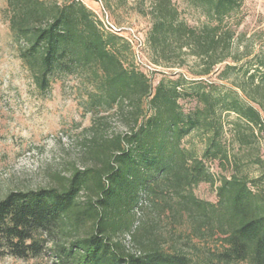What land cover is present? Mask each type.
I'll return each instance as SVG.
<instances>
[{"label": "trees", "instance_id": "obj_1", "mask_svg": "<svg viewBox=\"0 0 264 264\" xmlns=\"http://www.w3.org/2000/svg\"><path fill=\"white\" fill-rule=\"evenodd\" d=\"M6 2L13 37L24 43L19 58L33 72L38 89L49 86L53 73L91 69L96 103L121 107L128 100L134 105L129 114L135 126L108 139L92 137L88 153L95 164L74 168L68 176L57 175V185L10 191L0 198V257H34L60 238L55 245L61 264H264L260 177L249 179L235 172L221 177L215 202L199 199L192 191L199 182L214 183L206 160H228L219 141L221 113H235L253 131L262 126L260 112L236 90L222 91L201 79L163 76L152 86L143 71L125 65L121 53L130 44L101 30L81 0ZM185 2L199 11L202 21L190 24L172 0H149L151 25L145 43L154 52L155 62L172 55L193 57L202 66L198 74L208 75L231 55L242 0ZM260 65L264 67V62ZM254 77L251 73L247 79L254 82ZM184 83L192 84L194 91L186 92ZM241 90L258 103L244 87ZM183 95L196 99L193 110L183 111L179 103ZM142 99L147 101L148 113H141ZM194 130L206 136L201 156L182 145ZM83 190L90 196L80 202ZM167 195L177 199L176 213L190 220L195 236L218 237L221 246L210 250L203 261L194 260L183 249L166 251L143 225L136 226L139 233L133 239L138 253L115 238L132 233L142 203L154 205Z\"/></svg>", "mask_w": 264, "mask_h": 264}, {"label": "rangeland", "instance_id": "obj_2", "mask_svg": "<svg viewBox=\"0 0 264 264\" xmlns=\"http://www.w3.org/2000/svg\"><path fill=\"white\" fill-rule=\"evenodd\" d=\"M81 1L93 13L101 30H106L101 21L108 19L121 29L123 36H118L123 40L128 41L132 33L139 37V46L134 44L130 45L131 48L122 49V59L127 67L134 66L143 71L152 86L163 76L201 79L204 85L214 83L222 91L236 90L244 102L252 104L260 112L262 126L253 131L246 128L235 113H221L223 130L219 141L227 152L228 160L205 161L214 183L199 182L192 188L194 195L215 202L219 179L234 172L249 179L260 177L264 188V67L260 65L261 61L264 62V0H242L235 18L238 25L231 55L208 75L198 74L202 66L193 57L172 55L169 60L155 62L154 52L145 43L151 25L147 13L149 0ZM172 1L180 16L190 24L203 20L199 11L188 7L185 0ZM8 17L7 2L0 0V198L10 191L57 185V175L68 176L74 168L82 170L95 164L88 153L92 137L108 139L115 134L130 132L135 126L129 114L134 105L128 100L121 107L96 103L97 89L91 69L71 74L53 73L49 86L45 90L38 89L33 72L19 58V47L24 43L13 37ZM173 62L181 63V66H168ZM226 65L234 67L230 69ZM251 73L255 74L254 82L247 79ZM182 87L188 93L194 91L192 84L184 83ZM241 87L258 103L251 101ZM179 103L184 112L197 105L193 96L186 95L179 99ZM140 107L141 113L147 111L146 99H142ZM237 130H241L244 136ZM205 138L202 132L194 130L183 139L182 145L201 156ZM88 196L90 194L83 190L78 201H84ZM154 203L147 206L142 203L143 208H138L132 233L115 236L129 251L138 253L140 249L133 240L140 225L147 228L150 231L148 236L157 238L166 251L183 249L194 260L203 261L210 250L221 246L217 236L197 237L191 232L190 220L185 214L176 213L175 197L167 195L164 200ZM60 241L58 238L49 242L44 251L34 257L4 255L0 257V264H61L55 245Z\"/></svg>", "mask_w": 264, "mask_h": 264}, {"label": "built area", "instance_id": "obj_3", "mask_svg": "<svg viewBox=\"0 0 264 264\" xmlns=\"http://www.w3.org/2000/svg\"><path fill=\"white\" fill-rule=\"evenodd\" d=\"M101 22L103 23V26L105 27V29L107 31H109L111 33H114L116 35L123 36L121 29H119L115 25H113L108 19H106V21H104V22L103 21H101ZM131 30L132 29H130L129 31L132 32ZM138 41H140L139 37L136 36V35H134L132 33V36L130 38H128V41L127 42H129L130 45H133L134 46V44H135V45H138L139 46L140 44L138 43Z\"/></svg>", "mask_w": 264, "mask_h": 264}]
</instances>
